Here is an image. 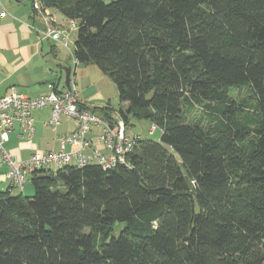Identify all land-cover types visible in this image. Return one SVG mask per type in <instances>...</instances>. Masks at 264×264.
Listing matches in <instances>:
<instances>
[{
  "label": "trees",
  "instance_id": "16d2710c",
  "mask_svg": "<svg viewBox=\"0 0 264 264\" xmlns=\"http://www.w3.org/2000/svg\"><path fill=\"white\" fill-rule=\"evenodd\" d=\"M39 1L75 23L76 63L110 77L125 122L162 133L128 165L0 189V264H264V0Z\"/></svg>",
  "mask_w": 264,
  "mask_h": 264
},
{
  "label": "built area",
  "instance_id": "2783aa9c",
  "mask_svg": "<svg viewBox=\"0 0 264 264\" xmlns=\"http://www.w3.org/2000/svg\"><path fill=\"white\" fill-rule=\"evenodd\" d=\"M31 13L39 21L37 29L41 38L68 45L69 29L57 23L56 15L44 7L39 0H28ZM7 11L0 10V16ZM75 23H71V27ZM74 64L76 60L73 57ZM74 67V66H73ZM69 68V80L48 82L46 94L28 97L14 87L5 94H0V156L6 165V177L10 187L22 191L28 176L39 169L57 170L65 165L97 164L105 169L117 165H128L126 155L131 151L139 135H129L131 124L126 123L120 113L110 110L107 114L94 112L79 99L74 80V68ZM49 108V118L44 125L56 130L61 124V117L75 123V128L57 138V149L36 150L26 159L15 157L7 148L9 134L16 129L18 136L32 142L35 136L33 111ZM154 130V125L149 132Z\"/></svg>",
  "mask_w": 264,
  "mask_h": 264
},
{
  "label": "crops",
  "instance_id": "0c3cea01",
  "mask_svg": "<svg viewBox=\"0 0 264 264\" xmlns=\"http://www.w3.org/2000/svg\"><path fill=\"white\" fill-rule=\"evenodd\" d=\"M5 9L7 14L0 16V94H5L10 87H14L18 92L28 96L36 97L47 93V83L57 84L65 82L64 77L56 71V51H61L63 45L39 36L37 29L40 27L39 21L31 13L28 0H0V10ZM57 19L60 26L64 28L63 15L57 10L50 9ZM73 49H70L72 58ZM48 51L53 53L54 58L48 56ZM76 64H74V76L76 74ZM70 68V66H68ZM79 99L87 107L110 106L118 111V104L115 108L110 99L103 95L102 91L95 87H82L77 89ZM34 112V111H33ZM41 116L37 118V123L44 125L49 118V108L36 110ZM34 112V114H35ZM43 113V114H42ZM65 118V117H64ZM67 119V118H66ZM69 120V119H67ZM63 134L75 128V123L71 121L70 126H63ZM18 130L9 134L7 148L19 159H26L32 152L43 149L41 144L34 139L27 142L18 136ZM36 132V128H35ZM55 149V148H53ZM50 150V149H49ZM7 167L1 163L0 156V189L5 190L10 186V181L6 177ZM12 189V194H13Z\"/></svg>",
  "mask_w": 264,
  "mask_h": 264
},
{
  "label": "rangeland",
  "instance_id": "374dc122",
  "mask_svg": "<svg viewBox=\"0 0 264 264\" xmlns=\"http://www.w3.org/2000/svg\"><path fill=\"white\" fill-rule=\"evenodd\" d=\"M104 2H110L112 0H103ZM58 14L60 12H57ZM60 15V14H59ZM63 19V26L64 29H69L68 32V45L65 47L63 46L61 48V51H56V57L57 61L60 65L57 66L56 71L60 74V76L64 77V67H73L74 61L72 58V54L70 49L74 48V40L76 38L77 28L71 27L72 20H69L65 17ZM57 23H60V20L57 19ZM48 56L54 58L53 53L48 51ZM74 77L76 87L77 89H81L82 87H88L92 88L95 87L96 89H99V91L103 92V95H105L107 98L110 99L111 104L118 108L119 99H118V92L116 85L114 82L110 79V77L103 73L95 64L89 63V64H83L78 63L76 65V74ZM234 94H237L236 91H234ZM45 109V108H43ZM41 110V109H38ZM36 110H34L35 112ZM33 116L35 119V136L34 140L39 142L43 149H57L58 147V141L57 138L63 134V126H70L71 121L67 120L64 117H61V124L57 127V129L54 131L49 127H44L43 125L37 123V118L41 116L40 112H35ZM43 114V113H42ZM194 116H197L202 118L203 120H206L205 113L203 112V109L199 107V109L196 111ZM192 116L190 115L189 118ZM130 126L131 129L128 131L129 135H139L142 139H150L159 141L162 130L159 126H154V130L150 133L149 130L153 126V124L148 120H139L136 118L131 117L130 118ZM7 146V144H6ZM13 194H20L23 197L31 196L34 194V187L31 182V176H28V181L24 184V187L22 191L20 192L19 189L13 188ZM123 223H117L114 227L116 234V231L122 227Z\"/></svg>",
  "mask_w": 264,
  "mask_h": 264
},
{
  "label": "water",
  "instance_id": "95a60500",
  "mask_svg": "<svg viewBox=\"0 0 264 264\" xmlns=\"http://www.w3.org/2000/svg\"><path fill=\"white\" fill-rule=\"evenodd\" d=\"M64 80H65V83L67 84L69 80V68L68 67H64Z\"/></svg>",
  "mask_w": 264,
  "mask_h": 264
}]
</instances>
